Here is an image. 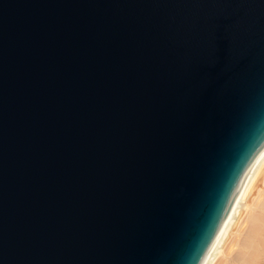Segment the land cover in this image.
Wrapping results in <instances>:
<instances>
[{
    "label": "water",
    "instance_id": "obj_1",
    "mask_svg": "<svg viewBox=\"0 0 264 264\" xmlns=\"http://www.w3.org/2000/svg\"><path fill=\"white\" fill-rule=\"evenodd\" d=\"M264 155V0H0V264H201Z\"/></svg>",
    "mask_w": 264,
    "mask_h": 264
},
{
    "label": "bare ground",
    "instance_id": "obj_2",
    "mask_svg": "<svg viewBox=\"0 0 264 264\" xmlns=\"http://www.w3.org/2000/svg\"><path fill=\"white\" fill-rule=\"evenodd\" d=\"M245 212L246 217L236 231ZM222 254L224 259L219 258ZM201 264H264V155Z\"/></svg>",
    "mask_w": 264,
    "mask_h": 264
},
{
    "label": "rangeland",
    "instance_id": "obj_3",
    "mask_svg": "<svg viewBox=\"0 0 264 264\" xmlns=\"http://www.w3.org/2000/svg\"><path fill=\"white\" fill-rule=\"evenodd\" d=\"M245 217H246V212L243 213V214L240 216V220L238 221V226L236 225V228H235L236 231L241 227L242 221H243V219H244ZM237 227H238V228H237ZM235 230H234V231H235ZM234 231H233V233H232V235H231V237H230L231 240H232V238L234 237V236H233L234 233H235ZM230 239H229V240H230ZM228 242H229V241H228ZM224 248H225V247H224ZM225 249H226V248H225ZM219 256H220V257H219L220 259H224V257H225L224 254L219 255Z\"/></svg>",
    "mask_w": 264,
    "mask_h": 264
}]
</instances>
